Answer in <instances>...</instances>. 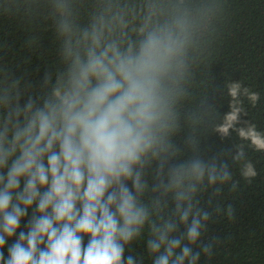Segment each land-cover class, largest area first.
<instances>
[{"label": "clouds", "instance_id": "obj_1", "mask_svg": "<svg viewBox=\"0 0 264 264\" xmlns=\"http://www.w3.org/2000/svg\"><path fill=\"white\" fill-rule=\"evenodd\" d=\"M49 3L52 15L60 17L56 31L66 70L51 78L54 86L42 104L29 97L21 105L19 93L0 95V249L17 236L21 219L36 205L7 258L0 251V264H135L124 254L150 220L141 197L149 187L146 168L153 163V191L174 193L176 213L187 228L171 237L174 220L151 226L155 239L146 243L156 254L152 264H197L200 253L182 246L185 238L195 244L203 228L193 197L205 179L214 185L231 176L227 164L199 154L173 162L177 152L169 136L172 102L165 81L188 40V15L177 6L160 23L155 18L162 10L150 4L133 41L125 31L127 13L117 5L109 4L88 29L79 30L66 4ZM117 30L120 38L110 39ZM232 84L228 93L235 97L239 83ZM229 106L225 118L234 124L246 115L241 105L230 100ZM241 145L233 159L250 182L257 172ZM159 204L153 201V207ZM182 205L187 207L181 210ZM202 217L207 220L208 213Z\"/></svg>", "mask_w": 264, "mask_h": 264}, {"label": "trees", "instance_id": "obj_2", "mask_svg": "<svg viewBox=\"0 0 264 264\" xmlns=\"http://www.w3.org/2000/svg\"><path fill=\"white\" fill-rule=\"evenodd\" d=\"M69 19L79 30L90 27L93 19L109 5L127 13L125 29L133 41L150 4L163 14V23L177 6L188 15L189 37L179 64L165 81L172 102L170 139L177 155L173 162H183L199 154L206 161L227 164L231 179L208 185L205 179L193 197V212L201 214V235L195 244L186 238L193 253L199 252L197 264H264V0H61ZM59 16L52 15L49 0H0V95H20L21 105L32 97L42 104L43 97L66 70L62 58L61 37L56 31ZM109 38H120L119 30ZM49 79V84H45ZM238 82L237 95L229 87ZM230 100L241 105L245 114L233 123L225 116L231 111ZM247 122V123H246ZM249 124L251 126H249ZM195 141L190 144L189 141ZM243 144L245 159L257 172L250 182L240 175V162L233 159ZM157 165L146 168L143 179L148 189L141 200L149 209L150 220L144 234L126 247L125 258L132 255L135 264H152L156 254L146 241L155 239L151 226L174 220L178 237L186 233L176 213L174 193L153 191L157 183ZM6 174L7 169L3 170ZM23 179V178H22ZM23 183V180H22ZM131 187V182H128ZM46 190V189H42ZM160 200L153 207L154 200ZM36 205L21 219L20 231L33 215ZM187 205H182L184 210ZM208 213L204 220L202 214ZM231 216L232 220L228 217ZM192 217H189V224ZM17 236L7 238L0 251L7 258V248ZM89 237H84L87 244ZM207 247L209 252L203 249ZM187 264V261L184 262Z\"/></svg>", "mask_w": 264, "mask_h": 264}]
</instances>
